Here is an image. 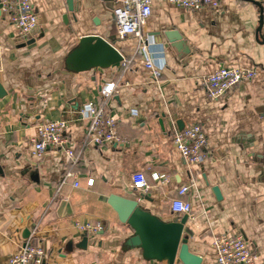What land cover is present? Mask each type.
Here are the masks:
<instances>
[{"label": "crops", "instance_id": "1", "mask_svg": "<svg viewBox=\"0 0 264 264\" xmlns=\"http://www.w3.org/2000/svg\"><path fill=\"white\" fill-rule=\"evenodd\" d=\"M31 1L39 29L30 39L23 40L0 10V264H9L28 241L43 246L45 264H168L129 246L135 234L120 223L107 199L143 195L144 211L164 223L179 222L184 215L174 213L171 204L183 186L190 187L184 200L193 206L189 247L202 264H216L212 240L230 232L244 235L257 264H264L260 8L248 0H225L219 9L194 12L153 0L144 33L152 49L163 53L164 70L156 81L135 56L136 40L118 39L114 0ZM256 1L264 8V0ZM165 31L178 36L170 41ZM92 35L113 44L126 60L135 56L130 68L125 70V62L70 69V55ZM222 66L255 68L258 75L212 100L203 81ZM90 102L107 104L125 146L98 147L87 140L90 122L79 112ZM45 120L70 124L79 156L76 180L63 182L70 166L63 152L34 156L30 141ZM193 124L204 126L210 143L208 160L197 167H190L172 142L181 126ZM136 173L145 174L146 193L131 187ZM154 174L168 180L156 181ZM63 202L70 212H60ZM76 223L99 225L102 231L86 242Z\"/></svg>", "mask_w": 264, "mask_h": 264}, {"label": "built area", "instance_id": "2", "mask_svg": "<svg viewBox=\"0 0 264 264\" xmlns=\"http://www.w3.org/2000/svg\"><path fill=\"white\" fill-rule=\"evenodd\" d=\"M168 3L188 11H203L219 9L225 0H166ZM153 0H114L113 15L118 39L133 37L136 40L135 56L140 57V64L151 72V77L158 81L163 74L164 65L163 53L153 50L144 33V27L153 13ZM0 10L7 15L17 29L23 40L30 39L39 29V17L31 0H0ZM126 60L125 70H128L135 60ZM126 72V71H125ZM258 75L255 68L249 67H226L222 66L203 81V86L208 97L212 100H219L225 97L237 86L252 82ZM118 85H113V92ZM106 97L110 92L105 93ZM83 119L89 120L90 125L87 131V140L94 146H120L126 144L117 132V119L113 116L105 102H90L80 109ZM34 148V156L42 157L50 150L63 152L70 161V166L65 174L63 182L70 179H77L75 167L79 161L75 142L70 136V124L65 120H45L37 127V135L31 138ZM174 148L190 167H197L204 164L210 156V143L205 128L200 124H193L175 132L172 139ZM156 181L165 183L168 178L154 174ZM75 183V182H74ZM94 180H88L92 186ZM79 187V183H75ZM131 187L140 192L146 193L150 190L147 178L143 173H136L132 176ZM189 186H183L178 191V196L171 204V210L179 215H189L193 206L184 197L189 192ZM76 228L88 238H96L100 235L102 227L91 223H76ZM212 247L215 250L216 264H257L258 255L253 250L248 239L240 233H222L216 235L212 240ZM46 257L42 245L28 241L25 247L11 258L9 264H43Z\"/></svg>", "mask_w": 264, "mask_h": 264}, {"label": "water", "instance_id": "3", "mask_svg": "<svg viewBox=\"0 0 264 264\" xmlns=\"http://www.w3.org/2000/svg\"><path fill=\"white\" fill-rule=\"evenodd\" d=\"M248 1L260 8L263 25V4L256 0ZM177 34L174 31L164 33L170 41H173L171 39L177 37ZM124 61L125 57L113 44L103 37L92 35L81 39L79 47L70 55L67 63L72 70L86 71L98 67L109 68ZM184 127L181 126L180 129ZM142 196L130 199L114 194L107 199L108 204L117 213L120 223L135 234L129 240V246L142 248L148 259L166 260L168 264H202V257L192 253L189 247V240L193 237V231L188 226L189 215H184L179 222L164 223L142 209ZM70 208L67 202H63L60 212L66 209L70 212ZM85 241L88 242L87 236Z\"/></svg>", "mask_w": 264, "mask_h": 264}]
</instances>
